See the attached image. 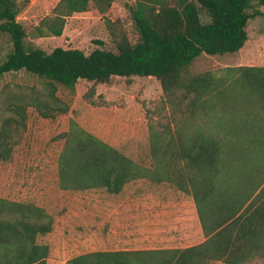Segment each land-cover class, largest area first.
Returning a JSON list of instances; mask_svg holds the SVG:
<instances>
[{
    "label": "trees",
    "instance_id": "16d2710c",
    "mask_svg": "<svg viewBox=\"0 0 264 264\" xmlns=\"http://www.w3.org/2000/svg\"><path fill=\"white\" fill-rule=\"evenodd\" d=\"M28 0H0V34L8 49L0 78L25 71L40 88L2 89L0 161L10 158L27 109L42 118L69 111L58 85L74 89L79 79L107 83L113 76L154 77L172 106L170 120L149 123L152 167L143 166L70 118L57 157L62 190L101 188L119 193L136 179L171 183L194 202L204 239L185 247L95 250L71 264H244L264 258V65L189 73L201 54L240 50L248 20L264 16V0H134L129 7L137 38L131 42L119 20L105 17L114 0H59L34 27L37 36H60L66 17L94 9L105 18L114 50L27 44L17 20ZM251 10V11H250ZM102 45V41H95ZM54 218L30 202L0 197V264H46L50 248L37 241Z\"/></svg>",
    "mask_w": 264,
    "mask_h": 264
},
{
    "label": "rangeland",
    "instance_id": "374dc122",
    "mask_svg": "<svg viewBox=\"0 0 264 264\" xmlns=\"http://www.w3.org/2000/svg\"><path fill=\"white\" fill-rule=\"evenodd\" d=\"M58 1L26 2L17 20L27 32L28 45L46 52L55 47L79 48L86 53L97 47L114 50L105 18L94 9L66 17L60 36H37L34 27ZM133 5L134 0H114L105 14L112 21L119 20L131 42L137 38L129 13ZM253 6L264 11V6ZM246 31L248 39L237 53L201 54L187 72L264 65V16L249 19ZM98 40L103 44H97ZM8 46L0 34V60ZM28 86L40 88L41 83L23 70L0 78V118L8 114L1 103L2 89ZM57 94L68 103L69 111L42 118L29 107L26 126L16 135L10 158L0 161V197L34 203L54 218L52 231L37 237L38 242L49 245L46 264H71L69 259L87 251L185 247L202 241L192 197L171 183L161 182L164 192H155L150 186L161 183L139 178L133 180V187L114 195L101 188H59L57 157L64 142L59 134L67 130L70 118L137 163L152 167L149 123L162 126L170 120L172 108L159 81L149 76H113L107 83L80 79L74 89L58 85ZM244 264H264V258Z\"/></svg>",
    "mask_w": 264,
    "mask_h": 264
},
{
    "label": "crops",
    "instance_id": "0c3cea01",
    "mask_svg": "<svg viewBox=\"0 0 264 264\" xmlns=\"http://www.w3.org/2000/svg\"><path fill=\"white\" fill-rule=\"evenodd\" d=\"M238 51H239V50H238ZM238 51L233 52V53H237ZM79 80H80V79H79ZM133 182H134V181H131V182L127 183L121 191L124 192L125 190H127V189L133 187V186H134V185H133ZM163 184H164V183H161L160 185H159V184H157V185H156V184H153V185L150 186V190L155 191V192H157V191L164 192L163 189H165V187L163 186ZM165 192H169V191H168V190H165ZM113 195H114V194H113ZM101 250H131V249H117V248H110V249H101ZM87 252H88V251H87Z\"/></svg>",
    "mask_w": 264,
    "mask_h": 264
}]
</instances>
